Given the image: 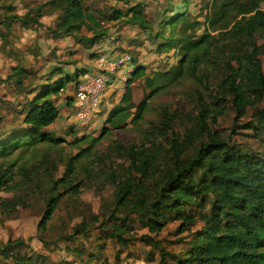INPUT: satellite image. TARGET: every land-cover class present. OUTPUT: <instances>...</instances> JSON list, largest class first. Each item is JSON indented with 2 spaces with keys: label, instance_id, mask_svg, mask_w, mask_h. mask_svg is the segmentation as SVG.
I'll list each match as a JSON object with an SVG mask.
<instances>
[{
  "label": "rangeland",
  "instance_id": "rangeland-1",
  "mask_svg": "<svg viewBox=\"0 0 264 264\" xmlns=\"http://www.w3.org/2000/svg\"><path fill=\"white\" fill-rule=\"evenodd\" d=\"M83 1L89 9L94 10L109 31L105 38L91 48L83 46L73 36L55 38L51 35L49 28L55 27L59 14L54 12L52 0H0V21L4 14L23 15L30 8L43 9V15L39 17L40 26L32 23L23 28L13 22L8 29L1 27L0 140L24 128L21 122L23 114L19 109L26 98L30 99L35 94L30 90L46 84L47 80H57L62 75L74 78L58 97L53 98L59 108V116L47 130L51 136L60 139V143L40 144L21 153L15 161L12 159L14 163L11 169L15 175L10 184L14 189L1 191L0 198H22L25 203L16 205L15 211L0 207V245L8 240L22 238L25 246L12 251L24 258L31 257L33 261L41 260L43 264H178L175 256H182L186 250L187 242L192 238L190 231L179 232V222L170 213L164 212L161 217L165 222L164 227L158 233L149 232L141 221L146 220V217L140 219L134 214H127L116 205L115 186L107 176V171L112 166L116 169L127 166L125 157L117 148L120 144L145 143L157 157L158 170L168 164L170 140L174 137L181 139L186 129L195 123L201 102H206L209 96L215 94L224 73L220 61L215 60L210 63L202 61L201 70L197 69L199 74H203V83L188 73L175 76L184 52L175 48L176 43L179 37L189 36L190 40H198L206 32H223L224 29L215 31L209 26V21L223 3L232 0ZM133 6L147 20L145 26L130 23L127 19L107 21L111 7L127 11ZM260 7L264 9V0ZM176 12L185 13L188 23L180 21L174 26L171 19L176 16ZM82 34L88 33L83 30ZM166 38L175 41L170 43L168 49L161 51ZM220 41V46L230 47V40L225 35L220 37ZM261 43L262 40L258 39L257 44ZM108 47L113 48L112 53L128 54L133 61L132 71L141 64L150 75L165 73L174 80L148 99V109L136 129L128 125L120 131L104 134L95 145L90 146L88 142H78L77 138L82 135L92 138L100 136L105 115L118 104L125 82L131 74L119 78L121 88L117 87L104 98L88 127L81 130L73 125L71 129L76 83L83 73L81 70L93 69L96 56L107 53ZM218 48L212 55L219 54ZM194 51H189L188 55ZM260 60L264 74V51ZM17 63L28 71L24 80L25 92H17L13 83L5 81L11 67ZM55 67H61L62 72L53 74ZM148 92L144 81L136 80L132 89L133 103L138 104ZM69 101L72 103L70 106ZM263 106L264 101L249 108L236 125L235 114L228 108L211 127L231 142L255 148L260 140H264V131L260 132L259 138H255L252 130L264 126V117L254 119L253 114ZM164 110L171 116L166 125L162 124ZM194 149L190 148L186 154H192ZM79 152L82 156L76 160V170L81 183L76 193L69 195L60 188L61 195L52 218L46 222L44 230L39 229L46 199L58 194L56 191L50 193L54 180L62 176L67 161ZM85 166L89 167L88 171H85ZM26 174L30 178L25 177ZM123 220L129 228L123 234L125 238H130L126 246L109 237L111 225L121 224ZM82 226H86L87 231L79 233ZM199 227L200 224L194 225L192 231ZM75 249L80 250L77 252ZM0 264H14L13 258L9 254H0Z\"/></svg>",
  "mask_w": 264,
  "mask_h": 264
},
{
  "label": "trees",
  "instance_id": "trees-1",
  "mask_svg": "<svg viewBox=\"0 0 264 264\" xmlns=\"http://www.w3.org/2000/svg\"><path fill=\"white\" fill-rule=\"evenodd\" d=\"M261 1L232 0L223 3L209 21V26L215 31L224 29L223 32H206L198 40H190L189 36L178 38L175 48L184 52L175 76L188 73L203 83V74H199L197 69L201 70L202 61L210 63L215 60L220 61L224 73L215 94L209 96L206 102H201L195 123L186 129L181 139L174 137L170 140L168 164L158 170L157 157L145 143L120 144L117 148L125 157L127 166L120 169L112 166L107 171L115 186L116 205L127 214H134L140 219L146 217L141 221L149 232L158 233L164 227L165 222L161 220L164 212L170 213L179 222V232L190 231L192 238L187 242L186 250L182 256H175L178 264H264V140H260L255 148L243 147L211 127L228 108L235 114L236 125L249 108L264 101V74L260 60L264 51V9L260 7ZM51 5L54 12L59 13L55 27L49 28L53 37L73 36L83 46L91 48L108 35V27L83 0H52ZM42 15V7L30 8L23 15L4 14L0 21V35L1 27L8 29L13 22L23 28L32 23L40 26L39 17ZM107 15V21L127 19L141 26L147 23L135 6L127 11L111 7ZM175 15L171 19L174 26L180 21L188 23L185 13L176 12ZM83 30L89 35L82 34ZM222 35L230 40L229 48L220 46ZM166 39L161 51L175 41ZM258 39L262 40L259 45ZM217 48L219 54L212 55ZM191 50L195 51L188 55ZM81 71L84 73L87 70ZM60 72L61 67L53 68V74ZM27 75L28 71L17 63L11 67L5 81L13 83L17 92H25ZM72 80L74 78L62 75L30 90L35 94L30 99L26 98L19 109L23 114L21 122L24 128L0 140V192L14 189L10 184L15 175L11 166L21 153L40 144L60 143L61 140L51 136L47 128L59 116V108L53 98L58 97ZM136 80H143L149 89L138 104L133 103L132 94ZM172 80L174 78L165 73L150 75L145 66H135L125 82L118 104L108 111L100 136L82 135L77 141L93 146L104 134L120 131L128 125L136 129L146 114L148 99L172 84ZM68 104L72 103L69 101ZM253 116L254 119L263 118L264 106L257 109ZM162 118V124L166 125L171 116L164 110ZM252 131L254 137L259 138L264 126L254 127ZM193 147L194 152L186 154ZM81 152L67 161L62 176L54 180L50 193L56 191L58 194L46 199L39 229L44 230L46 222L52 218L61 195L60 188L69 195L76 193L81 183L76 160L82 156ZM88 168L85 166V171ZM24 176L30 178L28 174ZM24 203L22 198H0V207L6 211H15L16 205ZM196 224L200 227L193 232L192 227ZM111 227L109 237L126 246L130 238L123 235L129 231L125 221L114 223ZM86 231V226H82L79 233ZM24 246L22 238L8 240L0 245V254H9L14 264H43L41 260L33 261L31 257L24 258L12 251Z\"/></svg>",
  "mask_w": 264,
  "mask_h": 264
},
{
  "label": "built area",
  "instance_id": "built-area-1",
  "mask_svg": "<svg viewBox=\"0 0 264 264\" xmlns=\"http://www.w3.org/2000/svg\"><path fill=\"white\" fill-rule=\"evenodd\" d=\"M132 67L133 61L126 53H99L95 69L87 70L79 76L71 125L81 130L88 127L114 80L132 73Z\"/></svg>",
  "mask_w": 264,
  "mask_h": 264
},
{
  "label": "crops",
  "instance_id": "crops-1",
  "mask_svg": "<svg viewBox=\"0 0 264 264\" xmlns=\"http://www.w3.org/2000/svg\"><path fill=\"white\" fill-rule=\"evenodd\" d=\"M105 49H106V48H105ZM112 49H113V48L108 47V48H107V50H108L107 53H108V54H112V52H113ZM114 54H115V53H114ZM93 69H95V65L93 66ZM93 69H91V70H93ZM121 85H122V84H121V82L119 81V77L116 78V80L114 81V84L109 88V90H108V92H107V94H106V97L109 96V95H111V94L116 90L117 87H120V88H121ZM72 102H73V101H72ZM68 109H69V108H68ZM109 110H110V109H109ZM109 110H108V111H109ZM108 111H107V113H108ZM107 113H106V114H107ZM105 117H106V115H105ZM57 119H58V118H57Z\"/></svg>",
  "mask_w": 264,
  "mask_h": 264
}]
</instances>
